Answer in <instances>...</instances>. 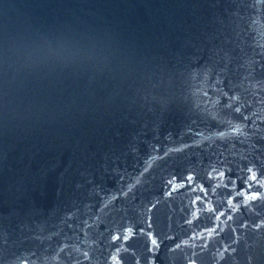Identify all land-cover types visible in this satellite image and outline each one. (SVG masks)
Masks as SVG:
<instances>
[{"label": "water", "instance_id": "95a60500", "mask_svg": "<svg viewBox=\"0 0 264 264\" xmlns=\"http://www.w3.org/2000/svg\"><path fill=\"white\" fill-rule=\"evenodd\" d=\"M0 264H264V0H0Z\"/></svg>", "mask_w": 264, "mask_h": 264}]
</instances>
